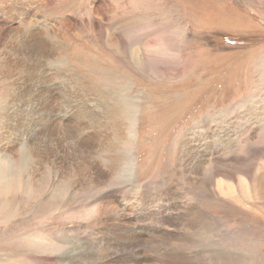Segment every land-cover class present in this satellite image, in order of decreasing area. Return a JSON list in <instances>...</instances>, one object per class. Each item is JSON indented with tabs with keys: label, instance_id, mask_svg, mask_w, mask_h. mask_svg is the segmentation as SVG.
<instances>
[{
	"label": "rangeland",
	"instance_id": "obj_1",
	"mask_svg": "<svg viewBox=\"0 0 264 264\" xmlns=\"http://www.w3.org/2000/svg\"><path fill=\"white\" fill-rule=\"evenodd\" d=\"M6 122L0 264H264V0H0Z\"/></svg>",
	"mask_w": 264,
	"mask_h": 264
},
{
	"label": "bare ground",
	"instance_id": "obj_2",
	"mask_svg": "<svg viewBox=\"0 0 264 264\" xmlns=\"http://www.w3.org/2000/svg\"><path fill=\"white\" fill-rule=\"evenodd\" d=\"M27 36V35H26ZM44 50V49H43ZM42 86V85H41ZM22 88V87H21ZM40 90H35V91H32L33 94L32 96L33 97H39V92ZM44 92V91H43ZM45 94V93H44ZM46 95V94H45ZM37 97V98H38ZM45 97V96H44ZM48 97V96H47ZM36 99V98H34ZM45 100L46 97L44 98ZM38 100V99H37ZM36 101V100H35ZM41 101V100H40ZM44 102V101H42ZM38 103V102H36ZM47 104V102H46ZM43 105V104H42ZM40 105V106H42ZM48 107V106H47ZM43 108V107H41ZM45 108V107H44ZM38 109V108H37ZM106 112V111H105ZM114 112V111H113ZM95 114V112H94ZM107 114V112H106ZM98 115V113H97ZM114 115V114H113ZM40 117V116H39ZM97 117V116H96ZM114 117V116H113ZM10 118V116H9ZM37 118V117H35ZM107 118V117H106ZM109 118V117H108ZM41 119V118H39ZM10 120V119H9ZM19 120V119H18ZM22 120V119H20ZM58 120V119H57ZM51 123V122H50ZM44 125H49V123H47V120L45 121ZM56 126V125H55ZM103 126V125H102ZM10 128V125H8V123L6 122V126H4V130L1 132L0 134V142L2 141L3 138L7 137L6 135H10L12 133V131L9 129ZM31 129V128H30ZM57 129V128H56ZM53 130V129H52ZM50 135V134H49ZM36 143V142H35ZM33 144V143H32ZM5 148L7 149L8 145H9V140L6 139L5 140ZM34 146V145H32ZM2 163V162H1ZM5 163V162H4ZM3 164V163H2ZM1 164V165H2ZM9 164V163H8ZM6 164V165H8ZM1 167V166H0ZM2 168H4V166H2ZM3 171V170H2ZM4 172V171H3ZM10 172V171H9ZM7 173V172H6ZM3 175V174H2ZM1 173H0V177L2 176ZM12 176V175H11ZM6 177V176H5ZM10 178V176H9ZM1 179V178H0ZM221 188V191H223V187L222 186H218V189ZM229 189V188H228ZM226 192V190L224 191ZM123 210V209H122ZM118 216H119V219L122 221V225L125 226V231L124 233H118L116 235H118V243L122 244L124 246V248H115V247H112V249L114 250V253L116 254L115 256H113L112 258L113 259V262L117 263V264H145L146 263V260H148L147 258V255L146 257H142L139 255V253L136 251V249H140L141 251H144L146 248L144 247H147V250L150 249L152 250L153 252H155V257L154 260H158V261H162L164 263H169V251L168 252H159L157 248V246L155 247V250H153V241H156V240H153L154 237V233H151L150 230H146V232L144 231H141V230H136L133 225H131L129 223V220L127 219V216L125 213H118ZM130 218V217H128ZM181 219V218H180ZM159 220V219H158ZM134 223V222H133ZM160 229V227H159ZM158 231V230H157ZM157 233V232H156ZM161 234V233H160ZM179 237L181 238L180 234H178ZM156 236V235H155ZM177 238V237H176ZM167 239V238H166ZM174 239V238H173ZM185 239V238H184ZM171 240V239H170ZM169 240V241H170ZM180 240V239H179ZM158 241V240H157ZM168 241V240H167ZM181 242V241H180ZM160 244V243H159ZM155 245V244H154ZM160 246V245H159ZM161 247V246H160ZM135 249V250H134ZM144 249V250H143ZM106 250V249H105ZM100 251V250H99ZM157 251V252H156ZM205 251V250H204ZM203 251V252H204ZM108 252V251H107ZM179 252V251H178ZM185 253V252H184ZM114 255V254H113ZM177 255V254H175ZM109 256V255H108ZM178 256V255H177ZM180 256V255H179ZM195 256V255H194ZM200 257V256H199ZM108 259V258H107ZM172 259V258H171ZM196 259V258H195ZM194 259V260H195ZM106 260V259H105ZM199 260V259H198ZM111 261V260H110ZM197 261V260H196ZM202 261V260H201ZM206 261V260H205ZM97 262V261H96ZM112 262V261H111ZM152 262V261H151ZM155 263V262H154ZM173 264V262H171ZM190 263V262H189ZM160 264V263H159Z\"/></svg>",
	"mask_w": 264,
	"mask_h": 264
}]
</instances>
